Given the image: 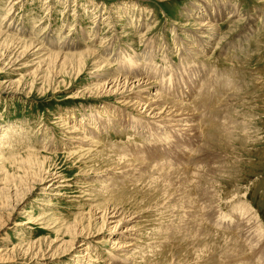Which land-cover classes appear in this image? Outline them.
I'll list each match as a JSON object with an SVG mask.
<instances>
[{"label": "rangeland", "instance_id": "1", "mask_svg": "<svg viewBox=\"0 0 264 264\" xmlns=\"http://www.w3.org/2000/svg\"><path fill=\"white\" fill-rule=\"evenodd\" d=\"M207 20L218 22V33L197 44L206 54L194 56V66L184 49ZM0 31L11 49L34 40L47 52L96 50L134 78L143 75L140 54L150 51L144 64L152 60L161 79L150 92L175 84L184 95L186 84L207 83L202 95L187 96L195 115L184 119L193 127L175 136L162 122L120 109L116 95L89 92L105 80L93 65L77 76L71 57L47 65V79L38 80L43 58L0 46V135L11 130L0 144V190H9L0 195V264H264V0H0ZM180 38L190 41L178 50ZM119 51L117 63L111 55ZM107 109L118 113L112 120L121 131L103 132L109 118L101 116L96 146L85 147L94 154L82 157L56 118ZM148 131L152 139L142 135ZM27 155L64 176L57 191L46 192ZM114 206L128 216L117 230L93 217ZM74 224L85 226L87 239L70 249ZM86 242L87 262H75Z\"/></svg>", "mask_w": 264, "mask_h": 264}, {"label": "bare ground", "instance_id": "2", "mask_svg": "<svg viewBox=\"0 0 264 264\" xmlns=\"http://www.w3.org/2000/svg\"><path fill=\"white\" fill-rule=\"evenodd\" d=\"M15 2L18 3V1H15ZM233 15L234 14L229 16V20L231 18L232 19L235 18V15L234 16ZM98 16H101V15H98ZM98 16L96 18H98ZM213 21H215V20H211V21L207 20L206 23L200 22V26L205 29L202 32L200 39L199 40L195 39L196 36H195V38L193 37L194 45H192V46L186 45V48L184 49V52H185L184 56L185 57H188V56L191 57L193 55L192 59H190L188 62L191 63V61H192L194 66H195V64H197L195 62L194 56H196V57L197 56H204L206 54L205 51L203 53H199V51L197 52V49H196L197 44H201V42L204 41V39H206V38H208V40H211V38L214 37L215 34L218 33L217 31H215L216 28L218 29V26L215 23L217 21H215V22H213ZM198 29H201V28L198 27ZM208 33H210V34H208ZM2 35L5 36V38L0 39L3 41V43L0 44V46L2 48L6 47V49L3 50V52H5L6 54H11L13 52V50L15 49L16 50L15 53L18 52L19 53L18 55L35 53L36 55H38L39 59L43 58L37 62L38 69H41V72L39 71L40 73L36 77L38 80L44 79V81H45L47 79V76L45 74H43L44 73L43 70L46 69L45 67L47 65H49L50 68L53 64L56 65L59 63L60 65H65L68 59H70L71 57H75V58H77V60L76 61L74 60V63H72V66H74V68H75L74 70H75V73L77 76L84 71L86 66L88 67L89 65H93L94 70L92 72L93 73H97V72L101 73V74L96 75L95 77L105 79L104 83H101V85L96 87V88H91L92 91H89V92H92V94L98 95V97H102V95H105V94L106 95H116L119 98V100H117V104H118L119 108L122 107L120 109L128 110L129 112L133 111V112L137 113L136 115H139L140 118L145 119V120H151V122H154V123L156 121L162 122L163 124H166L168 128L173 129L176 132V133H174L175 136H177V134H180L179 131L183 132V133H188L191 130V127H193V125H194V124L190 123L188 119H184L186 117H192L195 115L194 112L191 111L192 109H190V106H189L190 104H188L189 99H187V96L191 95L190 92L194 93L195 90H197L198 96L202 95V92L207 90L206 89L207 83H206V87H201L200 81L199 82L195 81L192 83L191 87L187 88L188 84H186L184 86L185 91H186L184 95L179 92L180 89L178 90V85L175 86V84H174V86H171V87L168 86L167 89H163V87H160V86H155L154 87L155 91L153 90V92H150L149 88L152 87L154 84H157L161 80L160 79L158 81L160 71L156 70L155 67H153V66L151 68V66L149 64L152 62V60L149 61L148 64H144L145 61L143 59L149 55L150 56L152 55L150 53V51H147V53L145 55L143 53L140 54L142 56L141 62L143 64V66H142L143 75L141 77H135L134 78V77H130L129 75H126L125 71L120 72L118 70L117 71L114 70L116 72L115 73L112 70V65L109 64L110 62L107 63L105 61V59L103 60L100 57V55L98 54V51H96V50L87 49L84 51L82 50L80 52H72V53H69V52L62 53V52H55V51L47 52L44 45H40L37 42H35L34 40H32L30 43L26 42L23 45L24 47L22 48V50L20 49V47L16 48L20 42L19 43L17 42L16 47L14 49H11V46L9 47L6 44L10 37L7 38V36L4 35V32L0 31V37ZM144 35H145V33L141 34L140 37H143ZM201 38L202 39L204 38V39L201 40ZM180 39L181 40H176V44L178 45V50L181 49L183 45H185V41H190L189 39L187 40V38H184L183 40H182V38H180ZM145 40L146 39L141 40V41H144L146 43ZM208 40H206L205 47L209 46V48H212L213 43L211 44L212 46L208 45L207 44ZM181 42H182V44H181ZM141 43H143V42H141ZM216 44H217V47H219V42ZM67 46L70 50L72 49L71 45H67ZM217 47H216V49H217ZM194 49H196V50H194ZM126 50H127V48H126ZM128 51H129V49H128ZM207 51H209V49L206 50V52ZM120 54H121V51H119L115 55H111L112 56L111 58H114V60H116L118 63L119 58H120ZM137 54H139V53H137ZM47 62H48V64H47ZM68 62H70V61H68ZM113 62H115V61H113ZM11 64H12V62H11ZM201 64H202V66L206 65L205 63H201ZM12 65H14V64H12ZM135 65L137 66V61H135ZM70 66H71V63H70ZM202 66L198 63V66H196L195 68H197L199 70V68L202 69ZM158 69L164 70V69H160V68H158ZM166 71H168V70H166ZM204 72H205V69H202V72H200V73H203L202 75L205 78L206 74H204ZM165 94H167L169 96H173V98H175V100L168 98V96H166ZM191 98H194L193 95ZM184 101H186V102H184ZM131 114H133V113H131ZM66 115H67V113H66ZM104 115H108L109 121H107L108 124H104L105 127L103 129V132L109 133L108 131L109 130L113 131V128H116V130L121 131L119 126H117L116 123H114V120H112V119L116 118L113 115L118 116V113H116V114L110 113L108 111V109H107L106 113L104 110V114L103 113L100 114V112L97 111L96 114L93 115L90 112V114L83 116L80 119L78 117H73V116L71 118V116H68V115L65 117V120L61 119V118H63L62 116H59L56 119L58 120L57 124H63L62 127H63L64 132H66L69 136L71 134H73V136H71L70 139L72 141H74L75 143H77V144H75V146H73V149H74V147H77V149H78L77 154L82 152V157H83L84 151L88 152L90 149H92L94 146H96V144L93 141V138L91 136L102 132L100 129H98L96 124H98V121H100L101 116L104 117ZM104 118H107V117H104ZM69 119L71 121H68ZM146 126L149 127V125H146ZM86 127H88V130H85ZM2 132H3V130H2ZM86 132L88 133L87 135H85ZM9 134L11 135V130H6L5 134L0 135V144H1V142L7 141L6 139L8 138ZM150 134L151 133L149 131L146 133H144V132L142 133V135L146 136L147 139H152L153 137H150ZM170 136H172V135H170L168 133H162V137L167 138ZM171 138L169 141H173ZM2 144L4 145V143H2ZM85 147H88L90 149H85ZM97 151L98 152H96V154L100 155V157L103 159L104 158H106V160L114 159V157L106 155V153L102 149H98ZM87 154H90L89 156H92L94 154V152H88ZM85 155H86V153H85ZM27 156H28L27 159L30 158V159H28L30 162L29 161H27V162L34 163V165L38 163V162L36 163L32 158L38 157V159H39V155L38 156L37 155H27ZM9 157H12V156L9 155ZM45 157L46 156H44L43 160L45 159ZM20 158H22V157H16V158L13 157L12 160L19 161ZM6 159H9V158H6ZM1 160H5V159H1ZM36 166H38L36 169V172L38 174L40 184L41 185L47 184L44 186L46 192L57 191L60 187V184H61L60 182H63L62 178H64V176L61 173L50 172L45 167H43L44 166L43 163H38V165H36ZM1 170H2V168H0V171ZM20 185H21V183H20ZM25 190H27V189H25ZM31 190L32 189L28 190V193ZM19 191L20 190L17 188L16 192H19ZM6 193L8 194L9 190L7 191V189L5 188V185H4V187L0 190V195H5ZM26 194L27 193H24L22 195V198L20 201L25 199L24 197H26ZM19 204L20 203H18L17 206ZM121 209H122L121 206H114V207L106 208V209L103 208V210L99 209V211L97 213H95L93 215V217H95L96 219L101 218L104 223L112 224L113 229L117 230L124 222L128 221V216L125 215V212ZM99 214H101V215L99 216ZM116 219H117V221H116ZM1 224H3V226H4L5 223H1ZM68 231L75 234V236H76L73 243L71 244L70 249L71 248L73 249V246L75 245V243L77 241V238L78 239H81V238L87 239V237H84V235H86L85 234V232H86L85 226H79L77 224L70 225L68 228ZM125 231H133V228L127 227V229ZM63 242H65V241H63ZM79 242H81V241L79 240ZM113 245H114V248H116V250H119V249L123 248L124 243H122V242L121 243H114ZM129 245H133V243H131ZM81 247L82 248L80 250H78L75 254V256L77 257L75 262H81V261L87 262V261H85L84 257L89 256V253H90L88 251V243L86 242V243L81 244ZM68 248H69V246H68Z\"/></svg>", "mask_w": 264, "mask_h": 264}]
</instances>
